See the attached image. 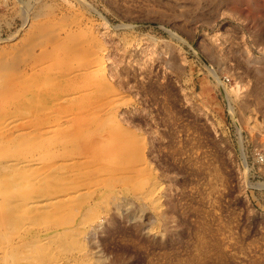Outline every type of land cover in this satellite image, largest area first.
<instances>
[{
	"label": "rangeland",
	"instance_id": "374dc122",
	"mask_svg": "<svg viewBox=\"0 0 264 264\" xmlns=\"http://www.w3.org/2000/svg\"><path fill=\"white\" fill-rule=\"evenodd\" d=\"M39 63L67 96L12 99ZM0 87L18 263L264 264V0H0Z\"/></svg>",
	"mask_w": 264,
	"mask_h": 264
},
{
	"label": "bare ground",
	"instance_id": "6f19581e",
	"mask_svg": "<svg viewBox=\"0 0 264 264\" xmlns=\"http://www.w3.org/2000/svg\"><path fill=\"white\" fill-rule=\"evenodd\" d=\"M42 10V9H41ZM43 14V13H42ZM35 16V15H34ZM58 53H56V55H55V57L56 58H58V60L54 57V56H52L51 57V54H49L48 56L51 58V60H53V58H54V60H57V61H60L61 60V57L62 56H60V55H57ZM75 55H73L72 56V58L71 57H69L68 59H67V57H65L61 62H58V63H60V64H64V62L65 61H68V62H74V60H75ZM2 59V58H1ZM67 59V60H66ZM56 67H58L57 69H55L54 70V68H50V66L51 65H48V66H46V63H44V65L42 64V63H39V64H37L34 68H32V72H30V73H22V74H20L19 76H17V77H15L14 78V80L12 81V80H9V82L6 84V80L5 79H3L4 80V82L5 83H3V84H5L6 86H7V89H9V91L6 89V90H4L5 92L6 91H8L9 93L8 94H10L11 92H14V91H12V88L13 89H15L16 88V92L15 93H13V95H12V99H13V97H15L16 99H21L22 101H27V102H31V101H33V100H38V101H47V100H51V99H54V100H56V98L57 97H59V98H62V97H65V96H67V95H65V91L64 90H62L61 88V90L58 88V89H55L56 87H52L53 86V83H52V81H55V80H60V79H62L63 78V76H62V72H61V69H59V66L58 65H56V64H54ZM65 65H66V62H65ZM58 69H59V71H58ZM208 69H209V71H210V73L211 74H213V75H215L216 76V74H215V71L213 70V68H211V67H208ZM68 72L70 73L71 72V74H74L75 76V78H76V65H71V67H69L68 68ZM19 74V73H18ZM70 76V75H69ZM3 84H1V85H3ZM3 88V87H2ZM0 89H1V87H0ZM41 89H45L46 91H45V93L44 92H40V93H38V91L39 90H41ZM55 89V90H54ZM2 90V91H3ZM1 91V92H2ZM3 91V92H4ZM44 94V97H45V99H43V97H42V95ZM11 96V95H10ZM261 97V96H260ZM59 98H57V99H59ZM6 99V98H5ZM7 99H8V97H7ZM6 99V100H7ZM72 99H75L76 100V94H74V96L72 97ZM23 105H25V103H23ZM40 105V104H39ZM35 106V105H34ZM34 106H33V108H34ZM26 107H27V105H26ZM31 107V106H30ZM36 108V107H35ZM40 111V110H39ZM6 112V111H5ZM50 112V111H49ZM1 113V112H0ZM35 113H36V111H35ZM29 115V114H28ZM34 116V115H33ZM32 120V119H31ZM10 121V120H9ZM27 121V120H26ZM13 123V122H12ZM11 123V124H12ZM17 123V122H16ZM29 123V122H28ZM28 123H26L27 124V126H28ZM2 125V124H1ZM3 125H4V123H3ZM31 125V124H30ZM8 126H10V125H8ZM19 126H21V125H19ZM24 127H25V125H23ZM31 126H33V125H31ZM7 127V126H6ZM53 127V126H52ZM13 128H15V126L14 127H12V129ZM49 128V127H48ZM2 129H4V128H2ZM11 129V130H12ZM43 129H45V128H43ZM42 129V130H43ZM11 130H9V131H11ZM30 130V129H29ZM41 130V131H42ZM7 131V130H6ZM8 131V132H9ZM21 131V130H20ZM26 131V130H25ZM47 131V130H46ZM51 131V130H50ZM5 132V131H4ZM59 132V131H58ZM1 133V132H0ZM14 133H16V131L14 132ZM50 133V132H49ZM51 134H52V132H51ZM49 135V134H48ZM0 136H3V134L2 135H0ZM11 136V135H10ZM34 136V135H33ZM4 137V136H3ZM3 137H2V139H3ZM9 137V136H8ZM7 137V138H8ZM1 138V137H0ZM47 138H49V137H47ZM14 139V142L15 141H17L18 139H16V137H14L13 138ZM32 139V138H31ZM7 140V139H6ZM10 140V139H9ZM29 140H30V138H29ZM2 140L0 139V142H1ZM5 141V140H4ZM47 141V140H46ZM9 141L7 140V144H9L8 143ZM11 142V141H10ZM12 142H13V140H12ZM16 143V142H15ZM20 143V142H19ZM51 143V142H50ZM2 144H4V143H1V145ZM6 144V143H5ZM38 144H40V143H38ZM42 144V143H41ZM0 145V146H1ZM10 145H12V144H10ZM19 145V144H18ZM44 145V144H43ZM17 146V145H16ZM15 146V147H16ZM53 145H51L50 147H52ZM56 146V145H55ZM49 147V146H48ZM4 148V147H3ZM13 148V147H12ZM5 150V149H4ZM18 150V149H17ZM16 150V151H17ZM44 151V150H43ZM8 151H6L5 150V152H3L2 151V153H3V155H6L5 153H7ZM9 152H11V151H9ZM8 152V153H9ZM15 152V151H14ZM13 152V153H14ZM2 153H1V155L0 156H2ZM7 153V154H8ZM10 156V155H9ZM6 157V156H5ZM8 157V156H7ZM19 158V157H18ZM30 158V157H29ZM13 159V158H12ZM24 159H25V156H24ZM27 159V158H26ZM71 161V160H70ZM37 162V161H36ZM36 162L34 161V160H31V161H23V162H16V161H10V160H5L3 163H0V168L1 167H4V168H6V169H3V168H1L2 170H4V172H5V170H7V172H5L6 174H3L4 176H6L5 177V179L7 180V179H10V178H12L13 176H18V177H20V178H22V179H24V177H25V173H27L28 171H30V170H32V169H34V167L36 166ZM39 162V161H38ZM39 164H40V162H39ZM39 167V166H38ZM36 168V167H35ZM1 169H0V172H1ZM54 170H56V169H54ZM34 172L36 171V170H33ZM3 171H2V173H4ZM8 176H10V178L8 177ZM4 178V177H3ZM3 178L0 180V192H2V191H4L5 190V188L2 190V187H5L6 185H7V183H6V185L4 184V183H2L3 182ZM19 180V178H16L15 179V181L13 180V182H11L10 184H8V185H11V187L12 188H17V187H19L20 186V184H21V181H18ZM5 182V181H4ZM7 182V181H6ZM43 183V182H42ZM44 184V183H43ZM2 185V186H1ZM41 185V184H40ZM26 186V185H25ZM28 186V185H27ZM41 187V186H40ZM24 188V187H23ZM29 188V187H28ZM44 188V187H43ZM7 190H8V188H6ZM27 189V188H26ZM39 189H41V188H39ZM11 191H13V189H10ZM15 190V189H14ZM9 191V190H8ZM26 191V190H25ZM44 191V190H43ZM17 193V192H16ZM22 193V192H21ZM3 194V193H2ZM0 197L2 198V196L0 195ZM4 199V201L3 202H1L0 201V209L2 210V211H4V216L6 217L5 219H4V222L6 223V225H9V226H12V227H14V225H15V227L16 226H18L17 225V223H15L14 224V222H17V220L16 221H14L13 222V218H15V217H13V214H14V211H18L17 209L18 208H23L22 207V205L19 203L22 199H20V200H18L17 198L15 199V196H7V197H3ZM38 198V197H37ZM41 198V197H40ZM35 199V198H34ZM33 199V200H34ZM18 200V201H17ZM113 200H114V198H113ZM121 201H124V202H121ZM120 201V203L121 204H126L127 203V201H125V200H121ZM31 202V201H30ZM45 202V201H44ZM38 203V202H37ZM48 202H45V203H43L42 202V206H45L46 204H47ZM119 203V202H118ZM35 204V203H34ZM31 205V204H30ZM38 205H40V204H38ZM37 205V206H38ZM26 206V205H25ZM46 206H49V205H46ZM45 206V207H46ZM118 206V205H117ZM28 207H29V205H28ZM144 207V206H143ZM143 207H142V205H139V210H143ZM30 208V207H29ZM42 208V207H41ZM47 209V208H46ZM2 211H0V214H2L1 212ZM19 212H20V210H19ZM30 214V213H29ZM1 217V216H0ZM0 220H2V219H0ZM67 220V219H66ZM61 221V220H60ZM57 222H58V220H57ZM70 222H72V221H70ZM74 222V221H73ZM0 223L2 224V226L4 227V223H3V221L1 222L0 221ZM64 223H65V220H64ZM69 223V222H68ZM62 224V223H61ZM60 225V224H59ZM66 225V224H65ZM70 226V225H69ZM14 227V228H15ZM30 227V226H29ZM9 227H7L6 229L7 230H9L8 229ZM13 228V229H14ZM16 228H18V227H16ZM95 227L93 226V229H94ZM12 229V230H13ZM25 229V228H24ZM70 230V229H69ZM6 231V230H5ZM5 231H3V234H7V232H5ZM18 231V230H17ZM5 232V233H4ZM9 232V231H8ZM10 232H11V230H10ZM13 232V231H12ZM16 233V232H15ZM3 234H1L2 236H0V264H7L8 262H15L14 264H20V263H18L19 262V260H30V259H32V257L34 258H37V256L38 257H43V254L42 253H40L41 251H39V254H36V251H35V253L32 251V247L30 246V249H31V251L34 253V255H33V253H31L30 252V249H29V252L28 251H25L24 249L26 248V245L24 246V244H20L21 245V247H20V245H16V244H14L13 242H12V240L11 239H9L8 238V235H9V237H10V235L12 234H9L8 233V235H7V237L5 238L4 236H3ZM32 234V233H31ZM90 235V232H88V233H86V235ZM23 236V235H22ZM25 236V235H24ZM82 237V236H81ZM86 238H89V236H86ZM75 239H77V237L75 238ZM69 241V240H68ZM71 242V241H70ZM82 242V241H81ZM35 243V242H34ZM74 243H76V242H74ZM79 243V242H78ZM28 244V243H27ZM32 245V244H31ZM28 247L29 246H27V249H28ZM3 252V253H2ZM7 262V263H6ZM9 264V263H8ZM13 264V263H12ZM53 264V263H52ZM60 264V263H59Z\"/></svg>",
	"mask_w": 264,
	"mask_h": 264
}]
</instances>
